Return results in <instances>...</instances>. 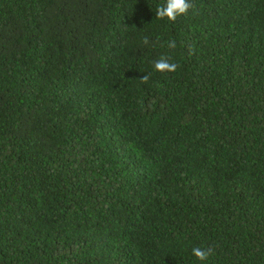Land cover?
I'll list each match as a JSON object with an SVG mask.
<instances>
[{
    "label": "trees",
    "instance_id": "trees-1",
    "mask_svg": "<svg viewBox=\"0 0 264 264\" xmlns=\"http://www.w3.org/2000/svg\"><path fill=\"white\" fill-rule=\"evenodd\" d=\"M163 2L0 0V264H264V0Z\"/></svg>",
    "mask_w": 264,
    "mask_h": 264
},
{
    "label": "clouds",
    "instance_id": "clouds-1",
    "mask_svg": "<svg viewBox=\"0 0 264 264\" xmlns=\"http://www.w3.org/2000/svg\"><path fill=\"white\" fill-rule=\"evenodd\" d=\"M193 10V6L190 0H164L156 11L155 16L158 20H166L168 22H175L179 17L189 15L190 11ZM147 43V41H145ZM170 48H175V41L169 42ZM154 69L160 73H175L178 69L176 63H170L167 57H162L154 62ZM147 74L142 80H147ZM192 255L200 262V264H208L211 256L213 255V249L194 247L192 249Z\"/></svg>",
    "mask_w": 264,
    "mask_h": 264
}]
</instances>
